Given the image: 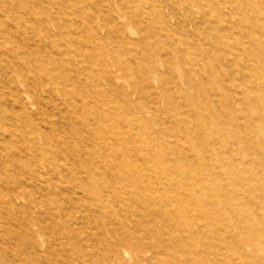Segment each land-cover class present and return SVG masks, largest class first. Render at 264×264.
Wrapping results in <instances>:
<instances>
[{
  "label": "rangeland",
  "instance_id": "rangeland-1",
  "mask_svg": "<svg viewBox=\"0 0 264 264\" xmlns=\"http://www.w3.org/2000/svg\"><path fill=\"white\" fill-rule=\"evenodd\" d=\"M0 264H264V0H0Z\"/></svg>",
  "mask_w": 264,
  "mask_h": 264
},
{
  "label": "bare ground",
  "instance_id": "bare-ground-1",
  "mask_svg": "<svg viewBox=\"0 0 264 264\" xmlns=\"http://www.w3.org/2000/svg\"><path fill=\"white\" fill-rule=\"evenodd\" d=\"M3 21V20H2ZM259 69V68H258ZM213 101V100H212ZM89 110V109H88ZM118 114V113H117ZM132 114V113H131ZM93 115L95 116V119H97L98 121H99V116H98V114H97V112H94L93 113ZM110 115V114H109ZM88 116H89V114H88ZM169 118V117H168ZM128 122H129V120H128ZM138 124V123H137ZM150 127V126H149ZM15 130V129H14ZM114 133V132H113ZM150 135V134H149ZM147 137V136H146ZM82 139V138H81ZM122 142V141H121ZM123 143V142H122ZM120 155V154H119ZM125 157V156H124ZM109 158V157H108ZM127 158V157H126ZM69 160V159H68ZM127 160L131 163V161H130V159H128L127 158ZM66 164V163H65ZM145 165V164H144ZM123 167V166H122ZM117 169V168H116ZM129 169V168H128ZM152 169V168H151ZM159 176V175H158ZM154 177H156V176H154ZM257 180V179H256ZM262 180V179H261ZM260 180V181H261ZM203 193H204V191H203ZM173 194V193H172ZM175 196V195H174ZM141 201V200H140ZM214 205V204H213ZM142 208V207H141ZM169 225V224H168ZM109 230V229H108Z\"/></svg>",
  "mask_w": 264,
  "mask_h": 264
}]
</instances>
